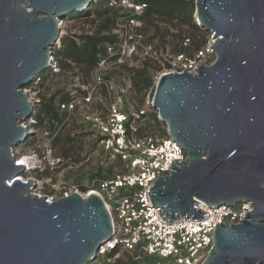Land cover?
<instances>
[{
	"label": "water",
	"instance_id": "95a60500",
	"mask_svg": "<svg viewBox=\"0 0 264 264\" xmlns=\"http://www.w3.org/2000/svg\"><path fill=\"white\" fill-rule=\"evenodd\" d=\"M94 2L0 0V264H92L113 237L98 196L48 203L13 154L36 133L24 124L35 113L24 90L50 68L60 21ZM193 2L215 61L159 78L150 108L187 159L158 177L151 202L168 224L205 220L200 203H252L242 224L216 226L202 264H264V0Z\"/></svg>",
	"mask_w": 264,
	"mask_h": 264
},
{
	"label": "built area",
	"instance_id": "2783aa9c",
	"mask_svg": "<svg viewBox=\"0 0 264 264\" xmlns=\"http://www.w3.org/2000/svg\"><path fill=\"white\" fill-rule=\"evenodd\" d=\"M139 2L140 0H110V6L141 14L147 5ZM143 30L144 25L139 20L118 24L113 32L118 41L113 47H108L107 57L93 69L90 77H87L90 86L87 87L83 79L82 82L76 81L70 88L65 86L70 99L60 105V112L65 114L64 123H74L79 127L73 135L87 133L91 150L98 155L100 153L101 158L97 159L95 169L110 165L114 166L117 172L115 177L109 180L90 182L87 177L77 185L78 189L84 192L78 193L84 199L91 195L101 199L113 223V237L99 248L93 263L103 264L105 260L110 262L119 258L122 252H127L133 256L137 254L136 258L154 257V264H202L214 247L216 226L221 223L240 225L243 223L240 221L248 220L246 214L252 213L254 208L252 203H238L235 206L222 205L217 209H210L209 205L200 203L205 206L204 208L198 205L206 212L205 220H181L168 224L160 216V209L152 205L149 193L158 177L167 175L173 160L184 162L187 153L167 133L163 136L152 135L148 131L140 132L143 126L141 120L148 115L153 102L150 95L148 107H142L133 95L130 80L105 79L111 65L119 68L138 66H135V63L138 62L136 58L140 60L139 41L142 39ZM56 49H60L59 41L54 52ZM209 54H212V51L207 47L194 56L178 54L170 58H153L163 68L155 78V89L160 76L166 73L181 74L185 70L195 73L201 62L212 65L215 60H208ZM51 62L47 71L52 72L45 79L42 78L43 74L40 75L32 85L51 76L72 72L71 69L63 71L60 68L55 54ZM31 86L24 90L30 100ZM52 94L50 92L48 96ZM43 96L40 97L43 99ZM42 99H39L38 103L32 100L31 102L35 105L41 104ZM55 126L57 129L59 124L55 123ZM59 131L60 128L53 135L47 129L43 131L52 150L53 141ZM51 149L43 156L42 162L52 169L67 164V170L75 173L89 163V159H70L65 163L59 156H55L58 158L55 159ZM13 154L15 155L14 152ZM33 157H28L29 171L37 169L32 162ZM68 195L69 192H62L60 196L47 198V202L52 203ZM115 251L116 254L112 256Z\"/></svg>",
	"mask_w": 264,
	"mask_h": 264
},
{
	"label": "trees",
	"instance_id": "16d2710c",
	"mask_svg": "<svg viewBox=\"0 0 264 264\" xmlns=\"http://www.w3.org/2000/svg\"><path fill=\"white\" fill-rule=\"evenodd\" d=\"M139 3L147 5V8L141 14H137L132 10L122 9L121 7H112L110 6V0H95L92 6L85 11L73 13L70 17L72 20L84 15L90 16L93 14L98 19L103 20V23L96 34L93 36H80L79 42L69 37L63 38V47L56 49L54 52L60 68L63 71H67L72 68V64H75V67L80 69L81 74L90 77L93 69L107 57L108 47H113L117 43L118 37L113 33L117 25L130 20L142 22L144 30H147L146 32L151 31L150 26L157 20L164 22L178 20L184 25H192L194 28H198L197 24H195V2L193 0H140ZM209 37L210 35L207 34L202 44L192 42L185 46L181 45L174 56L178 54L193 56V54H196L206 46ZM136 60L139 62L137 67L122 66L118 77L119 81L126 78L132 82L135 98L147 91H153L154 93L155 78L163 70L154 59L139 60L136 58ZM51 72L52 70L47 71L42 75V78L45 79ZM110 78L112 77H105V79ZM69 99L70 95L66 89L57 91L50 96L46 94V96H43V101L40 104L42 108L35 111L34 120L38 123L37 127H44L51 132V135L60 128L58 135L53 141V148L56 150L88 140L89 135L87 133L67 134L69 124L64 123L65 114L60 112V105ZM141 122L143 126L140 132L148 131L154 125L151 120V114H148ZM55 123L59 124L57 129ZM74 128L75 131L79 129L78 126H74ZM151 133L152 135H160L153 131ZM116 173L114 166L104 165L94 169L88 177L90 182L94 180L102 181L114 178ZM27 175V173L24 174L25 177ZM115 254L116 251L113 252L112 256ZM136 257L137 254L133 256L127 252H122L119 258L110 262L105 260L103 264H154L155 262L154 257Z\"/></svg>",
	"mask_w": 264,
	"mask_h": 264
},
{
	"label": "rangeland",
	"instance_id": "374dc122",
	"mask_svg": "<svg viewBox=\"0 0 264 264\" xmlns=\"http://www.w3.org/2000/svg\"><path fill=\"white\" fill-rule=\"evenodd\" d=\"M63 26L62 34L63 37L59 40L60 48L63 47V38L69 37L79 42L80 36H93L96 34L103 23V20L98 19L95 15L91 14L90 16H82L75 20H72L70 17L60 21ZM196 24V20H195ZM149 29V28H148ZM151 31L146 32L143 30V35L141 41H139V53L138 56L140 59H153V58H170L178 51L181 45L184 43L190 44L194 42L195 44H202L204 42L207 34L210 35L206 46L207 48L211 46L213 40L210 33L202 30L199 26L194 28L192 25H184L178 20L164 22L156 21L150 26ZM168 32L165 36L164 34ZM194 56V54H193ZM208 60L213 62L215 57L213 54H209L207 57ZM139 62L135 63V66ZM72 72L60 74L55 77H50L46 80L35 83L31 86L30 98L33 102L38 103L39 99H42L40 96L48 94L50 92L55 93L62 89H65V86L68 88L72 87L76 81L87 84V87L90 86L88 76L81 74L80 69L75 67V64H72ZM121 73V68L111 65L110 69L106 72L107 76H111L116 81L118 80L119 74ZM159 73L157 74L158 77ZM153 99V91H147L141 95H138L136 98L142 107H148V96ZM43 101V99H42ZM42 107L40 104L35 105V111L40 110ZM148 114H151V120L153 121V127L151 126L148 129V132H155L160 135H166L167 127L160 123L157 117V111L155 109L149 108ZM35 116V113H34ZM34 118V117H33ZM33 118L27 120L26 123L29 127V130L34 135L30 136L26 142L18 145L14 149V153L17 157V161L22 157L34 156L32 162L35 163L37 169L27 172V177L23 176V179H35L40 181V185L37 186L32 193L39 196H47V198H52L60 196L62 192L71 193H80L84 192L78 189L77 184H81L83 179L87 178L89 174L95 169L97 159L101 158V155L95 151L91 150L90 142L84 141L81 143H76L75 145H68L62 149H51L48 146V140L44 136L43 131L44 127H37V122ZM48 120V119H47ZM46 120V121H47ZM158 121V122H157ZM76 126L74 123L69 125L67 129V134L71 135L75 132ZM51 149L53 152V157L58 159L55 156H59L63 162H68L72 160H81L89 159V163L85 164L82 169L77 170L75 173L67 170V164L61 166L60 168L52 169L50 166L42 162L43 156L47 151ZM88 155V156H86ZM122 255V253H121Z\"/></svg>",
	"mask_w": 264,
	"mask_h": 264
},
{
	"label": "bare ground",
	"instance_id": "6f19581e",
	"mask_svg": "<svg viewBox=\"0 0 264 264\" xmlns=\"http://www.w3.org/2000/svg\"><path fill=\"white\" fill-rule=\"evenodd\" d=\"M18 161H19L18 164L21 165V166H25V167H28L29 166V158H27V157H22ZM22 180L26 181L23 178H22ZM28 180H30V179H28ZM31 180H34L36 187L39 186L40 183H41V182L37 183V181L35 179H31Z\"/></svg>",
	"mask_w": 264,
	"mask_h": 264
}]
</instances>
